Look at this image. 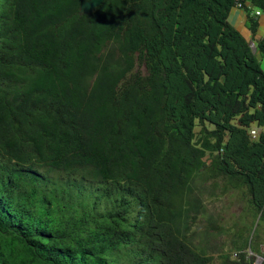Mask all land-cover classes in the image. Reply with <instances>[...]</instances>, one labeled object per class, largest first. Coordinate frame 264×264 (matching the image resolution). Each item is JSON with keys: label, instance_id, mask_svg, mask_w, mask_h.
I'll list each match as a JSON object with an SVG mask.
<instances>
[{"label": "trees", "instance_id": "trees-1", "mask_svg": "<svg viewBox=\"0 0 264 264\" xmlns=\"http://www.w3.org/2000/svg\"><path fill=\"white\" fill-rule=\"evenodd\" d=\"M84 1L0 0V264H264V0Z\"/></svg>", "mask_w": 264, "mask_h": 264}, {"label": "rangeland", "instance_id": "rangeland-1", "mask_svg": "<svg viewBox=\"0 0 264 264\" xmlns=\"http://www.w3.org/2000/svg\"><path fill=\"white\" fill-rule=\"evenodd\" d=\"M242 33L246 35L245 30H243ZM262 67H264V64H262ZM245 205L246 203L244 200V196L235 190L232 191L231 193L228 192L223 194L218 200H216V202H213L212 205H210V210L213 211V213L215 214L219 213L221 216H223L226 221V226H230L235 222H237L238 224L240 223L247 224L251 221V218L247 215L245 216L243 215V208ZM243 216L244 218H242ZM203 228L204 226L200 225V223H198L195 226V229L199 231H203ZM210 233L211 232L209 231L208 238L204 237L203 233L197 236L194 235L193 237L194 244H198L199 241H202V238L207 239L211 248H215L216 246L220 245L221 241H226L228 243L229 240L228 234L222 233L220 235H216V234L213 235ZM258 242L260 249L264 250V226H261V230L258 236ZM223 248H227L226 245L223 246ZM209 253L213 255L214 260H217L220 254L219 251H213L212 249L210 250Z\"/></svg>", "mask_w": 264, "mask_h": 264}, {"label": "crops", "instance_id": "crops-1", "mask_svg": "<svg viewBox=\"0 0 264 264\" xmlns=\"http://www.w3.org/2000/svg\"><path fill=\"white\" fill-rule=\"evenodd\" d=\"M247 3H248V0H247ZM228 21L241 33L243 30H245L246 35H244L243 33L242 35L245 36L248 40L250 39V32L245 27L246 15L243 9L238 8V7L232 8L228 16ZM263 30H264V12L260 13L257 16V27H256L254 38L255 39L262 38L264 36ZM256 57L259 60L261 67H262V64H264V53H259V51H256ZM262 68L264 69V67Z\"/></svg>", "mask_w": 264, "mask_h": 264}, {"label": "water", "instance_id": "water-1", "mask_svg": "<svg viewBox=\"0 0 264 264\" xmlns=\"http://www.w3.org/2000/svg\"><path fill=\"white\" fill-rule=\"evenodd\" d=\"M103 0H86L82 2L78 8L79 14L91 13Z\"/></svg>", "mask_w": 264, "mask_h": 264}, {"label": "clouds", "instance_id": "clouds-1", "mask_svg": "<svg viewBox=\"0 0 264 264\" xmlns=\"http://www.w3.org/2000/svg\"><path fill=\"white\" fill-rule=\"evenodd\" d=\"M235 7H238V6H235ZM255 12H256V11H255ZM263 34H264V30H263ZM249 43H250V47H252L253 50H254V43H253V41L250 40ZM257 131H258L257 129H254V128L251 129V130H250L251 136H252V137H255V136L257 135ZM249 254H251V252H249ZM262 260H263L262 257H260V256H256L253 264H260Z\"/></svg>", "mask_w": 264, "mask_h": 264}, {"label": "built area", "instance_id": "built-area-1", "mask_svg": "<svg viewBox=\"0 0 264 264\" xmlns=\"http://www.w3.org/2000/svg\"><path fill=\"white\" fill-rule=\"evenodd\" d=\"M238 1H239V0H238ZM237 6L239 7V6H240V4H239V3H237ZM255 13L257 14V13H259V11H256Z\"/></svg>", "mask_w": 264, "mask_h": 264}]
</instances>
